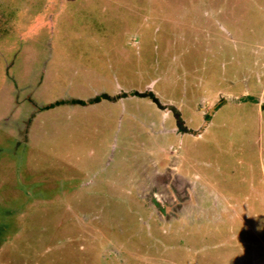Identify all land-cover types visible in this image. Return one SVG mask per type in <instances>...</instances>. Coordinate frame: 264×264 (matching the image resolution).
<instances>
[{
	"label": "rangeland",
	"instance_id": "1",
	"mask_svg": "<svg viewBox=\"0 0 264 264\" xmlns=\"http://www.w3.org/2000/svg\"><path fill=\"white\" fill-rule=\"evenodd\" d=\"M0 264H264V0H0Z\"/></svg>",
	"mask_w": 264,
	"mask_h": 264
},
{
	"label": "crops",
	"instance_id": "2",
	"mask_svg": "<svg viewBox=\"0 0 264 264\" xmlns=\"http://www.w3.org/2000/svg\"><path fill=\"white\" fill-rule=\"evenodd\" d=\"M118 87H120V88H123V87H121V86H118ZM121 91H123L122 89H120ZM113 93L114 94H117L116 93V91H113ZM72 99H81V98H79V97H77V98H72ZM78 101V100H77ZM82 102H83V100H82ZM82 102H80L81 103V107H84V105H82ZM208 102V101H207ZM85 103V102H84ZM90 103H92V102H90ZM89 103V104H90ZM172 106V104H170L169 105V108ZM188 106V105H187ZM86 107V106H85ZM173 108H175V107H173ZM176 109V108H175ZM171 110H172V107H171ZM211 110H212V108L210 109V112H211ZM176 111H177V109H176ZM180 112V111H179ZM180 114V117H181V112L179 113ZM204 115V114H203ZM210 115H211V113H210ZM213 116L211 115L210 116V119H209V124H208V126L207 127H203L202 129H192L193 130V132L191 133V136L194 138V140H195V138H198V137H201L202 136V134L205 132H208V128H209V126H210V124L212 123V121H211V118H212ZM207 120V119H206ZM203 123H206V121L203 119ZM208 123V122H207ZM206 123V124H207ZM186 128V127H185ZM186 129H188V128H186ZM170 131H172V132H174V133H176V130H175V128L174 129H172V130H170ZM178 152V149L176 148L175 149V153H177ZM175 153H174V155H175ZM175 156H180V155H178V154H176ZM181 156H182V154H181ZM181 160H182V158H181ZM181 160H179V161H181ZM183 161V160H182ZM179 165H182V164H179ZM194 175V174H193ZM189 178H191V177H189ZM202 183V189H203V191L205 190V187L207 186V185H205V183L204 182H201ZM223 197H224V199H226V195H223ZM232 201H234V203L236 204L237 203V201L236 200H233L232 199ZM233 216L234 217H236V216H238V213L235 211V213H233ZM218 218H219V220H223V215L220 213L219 215H218Z\"/></svg>",
	"mask_w": 264,
	"mask_h": 264
},
{
	"label": "trees",
	"instance_id": "3",
	"mask_svg": "<svg viewBox=\"0 0 264 264\" xmlns=\"http://www.w3.org/2000/svg\"><path fill=\"white\" fill-rule=\"evenodd\" d=\"M151 97H153V96H151ZM154 98V97H153ZM154 100H156L155 98H154ZM61 102V101H60ZM72 102H79V101H77L76 99H72ZM182 129H184L183 127H182ZM186 130V129H185Z\"/></svg>",
	"mask_w": 264,
	"mask_h": 264
}]
</instances>
